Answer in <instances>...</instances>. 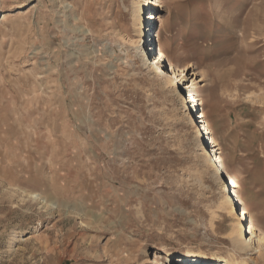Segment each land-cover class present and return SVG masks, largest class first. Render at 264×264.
I'll list each match as a JSON object with an SVG mask.
<instances>
[{
	"label": "rangeland",
	"instance_id": "rangeland-1",
	"mask_svg": "<svg viewBox=\"0 0 264 264\" xmlns=\"http://www.w3.org/2000/svg\"><path fill=\"white\" fill-rule=\"evenodd\" d=\"M202 112L264 231V0H0V264H264L234 248Z\"/></svg>",
	"mask_w": 264,
	"mask_h": 264
},
{
	"label": "bare ground",
	"instance_id": "bare-ground-1",
	"mask_svg": "<svg viewBox=\"0 0 264 264\" xmlns=\"http://www.w3.org/2000/svg\"><path fill=\"white\" fill-rule=\"evenodd\" d=\"M144 8L148 9V6H144ZM151 10H155L154 8H150ZM157 15V16H156ZM155 15V11L152 12H148V17H145V21H147V26L149 27V31L152 30V28L150 27L152 25V19L155 18L156 21H162V16H160L158 13ZM141 17L140 15L136 16L135 18V25H137V21H139L140 23ZM144 24V21H143ZM139 26V25H138ZM141 26V25H140ZM142 27V26H141ZM141 27H139L137 29V32L139 33L141 39L139 40L140 43L142 42V37L143 34L145 33L144 30L146 29H142ZM158 29V26L157 28ZM155 29V31H156ZM161 29V28H160ZM159 29V30H160ZM158 30V31H159ZM154 31V34H155ZM159 38H161V33L159 31L158 33ZM155 35H153V40H154ZM146 43H144L143 45H145ZM153 43H149L150 48L151 45ZM159 46V50H157V47H155V58H157L158 60H151V62L149 63V66L154 65L155 66V74L157 75V77L159 76L158 72H163V70H161V68L157 65V63L162 60L164 57H168V55L166 54V52L164 51L162 45H158ZM138 47H140V45H138ZM146 48L142 49L143 51V60L145 61V63L148 62V60H150V58L146 57L148 55H150V51L147 52ZM145 51V52H144ZM154 58V59H155ZM172 65V64H171ZM172 70L174 72H176V67H172ZM162 74H165L164 72ZM172 78H176L178 79L177 75H175L174 77H169L166 75V79L164 80L166 83L170 82V80H172ZM181 79H179L180 81ZM177 81V80H176ZM180 88V87H179ZM187 92H188V96L189 97V101L187 100L186 102L188 104L189 107L192 108V106H196L199 102V99L196 95L193 94L190 86L186 87ZM184 91V88L181 87V95L184 97L185 93L182 92ZM191 102V103H190ZM202 118L207 117L206 114L204 112H202L201 115ZM204 124L201 125V129H199L201 131L202 137H203V141H204V148L206 151V161L210 162L212 166H216L217 169L215 168V174L217 175L216 177L220 178V179H225L227 180V182H231L233 183L234 189H232L233 191L231 192V190H229V193L231 192V196L232 194L234 196H236V201L237 204L234 203V201H232V198H230V194H228L223 203L221 204V209L225 212H228L232 215H234V217H236L237 221L233 222V227H232V231H231V235H233L232 241H233V245L234 248L238 247L240 250L242 251H249V250H254L257 249L260 254L264 257V231L256 224L255 219L252 216H248L250 215V212L248 211V208L246 207V203L244 201V199L241 197L240 194H238L237 192V185L236 183L233 181L232 176L230 175L226 163H224L223 161V157H221L218 153V148H217V140L212 133V130L209 127V124L207 123V120H203ZM202 121V122H203ZM207 125V126H206ZM198 132V131H197ZM206 133H208V135H206ZM212 133V134H211ZM208 139V140H207ZM209 141L212 143L213 142V146L208 145ZM202 143V142H201ZM211 147H213L211 149ZM214 152V155H211V152ZM208 154L211 155V161L213 160V163L210 161V158L208 157ZM213 156V157H212ZM217 179V178H216ZM229 186V185H228ZM229 188V187H228ZM29 195V194H27ZM30 198H34L37 199V201L42 202L44 204L47 203V200L41 196L39 193L37 192H32L30 193ZM36 201V200H35ZM239 206V208H238ZM245 220V223L243 222ZM247 226H248V230H247ZM237 249V248H236ZM238 250V249H237ZM179 258L177 260H175V258ZM169 258L172 260L173 264H234L235 261L233 259H225L220 255H211L208 256L203 252H197L196 250L192 249V248H188L186 249L184 252H173L170 251L169 252ZM236 264V263H235Z\"/></svg>",
	"mask_w": 264,
	"mask_h": 264
},
{
	"label": "built area",
	"instance_id": "built-area-1",
	"mask_svg": "<svg viewBox=\"0 0 264 264\" xmlns=\"http://www.w3.org/2000/svg\"><path fill=\"white\" fill-rule=\"evenodd\" d=\"M155 33L157 34L156 37L159 39V36H158L159 31H158V29L155 31ZM156 37H154V38L157 39ZM205 118H206V117H205ZM205 118H204V119H205Z\"/></svg>",
	"mask_w": 264,
	"mask_h": 264
}]
</instances>
